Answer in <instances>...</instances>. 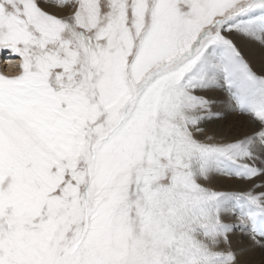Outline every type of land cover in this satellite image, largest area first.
Masks as SVG:
<instances>
[{"label": "snow or ice", "instance_id": "snow-or-ice-1", "mask_svg": "<svg viewBox=\"0 0 264 264\" xmlns=\"http://www.w3.org/2000/svg\"><path fill=\"white\" fill-rule=\"evenodd\" d=\"M4 52L0 264H242L237 230L264 250V0H0ZM229 113L260 127L200 138Z\"/></svg>", "mask_w": 264, "mask_h": 264}, {"label": "rangeland", "instance_id": "rangeland-1", "mask_svg": "<svg viewBox=\"0 0 264 264\" xmlns=\"http://www.w3.org/2000/svg\"><path fill=\"white\" fill-rule=\"evenodd\" d=\"M54 2V0H53ZM46 11H49L50 14H57V15H63V13L59 12L58 9L53 6V7H48L45 8ZM9 54L7 52H4L3 55L0 54V74H6L9 73V70H15V66L16 65H20V58L16 57V56H11V58H8ZM6 60H11L13 61V63H6ZM20 68V67H19ZM257 69L260 70L259 65L257 66ZM257 71V70H256ZM234 116V114H227L226 119L222 120L221 126L224 125V129H225V133L227 138L233 139L235 137H242L244 135H249L253 133V130H256L260 127V124L258 122V120H256L255 117H252V119L250 120L247 115H244L241 117V115H237ZM203 127L205 128V126L203 125ZM216 127V123L213 124V128ZM257 127V128H256ZM206 130V129H205ZM251 131V132H250ZM206 133L201 136V139H205L208 136L207 131H205ZM207 135V136H206ZM257 183H259V181H257ZM230 184H237L239 187L243 188V190H247L250 186L247 184H241L239 182H235V181H231ZM230 190H236V191H240L238 189H234L231 188ZM259 191V189L257 190ZM235 219L236 222V218L233 217ZM236 235H235V234ZM233 236H236L235 239L236 240V248L237 250H242V249H248L250 246L246 245V240H248V242L250 241L248 239V237L246 235H242V233L237 230L236 232H234ZM245 243V245H244ZM240 244V245H239ZM248 252V250H247ZM259 264H262L261 262Z\"/></svg>", "mask_w": 264, "mask_h": 264}, {"label": "bare ground", "instance_id": "bare-ground-1", "mask_svg": "<svg viewBox=\"0 0 264 264\" xmlns=\"http://www.w3.org/2000/svg\"><path fill=\"white\" fill-rule=\"evenodd\" d=\"M8 56H9L8 58H11L10 55H8ZM258 65H259V59H257L254 62V68H255V70H257V72L259 74L260 73V70L257 69V66ZM15 67H16L15 70H9V73H6L4 75L9 76V77H13V76L18 75L20 73V68H19L18 65H16ZM215 110L216 111H223L222 109H219V108L218 109H215ZM234 116H236V115L234 114ZM246 118H249V117H246ZM214 123H216V127L213 128V124ZM221 123H222V121H210V122L205 123L204 124L205 129H206L205 131H207L208 136H214L217 139L221 138L222 136L225 137V138H227L226 133H225L226 131L224 129V125L221 126ZM227 139H230V138H227ZM230 183H231V181H226L224 186L226 188H228V189H231V188H234L235 189L236 188V189H238L240 191L243 190V188L239 187L237 184H230ZM230 222L235 223V219L233 217H231L230 218ZM234 234H232V236H231V239L233 241V249L236 250L237 252H240L241 250H237V248H236V243H237L236 240L237 239H235L236 236H233ZM244 245H245V243H244ZM246 245H248L250 247L247 249L248 252H247V250L245 248L243 249V250H246V251L241 256L242 264H259L260 262L262 264H264V250L259 249V248H252L251 247V241L248 242V240H246Z\"/></svg>", "mask_w": 264, "mask_h": 264}]
</instances>
